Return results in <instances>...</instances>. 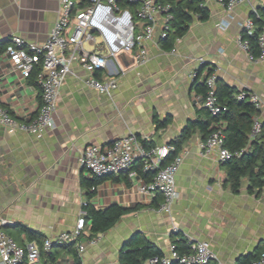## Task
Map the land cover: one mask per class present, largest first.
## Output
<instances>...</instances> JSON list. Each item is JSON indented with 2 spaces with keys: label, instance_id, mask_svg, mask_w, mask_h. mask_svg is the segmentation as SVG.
I'll return each instance as SVG.
<instances>
[{
  "label": "crops",
  "instance_id": "crops-1",
  "mask_svg": "<svg viewBox=\"0 0 264 264\" xmlns=\"http://www.w3.org/2000/svg\"><path fill=\"white\" fill-rule=\"evenodd\" d=\"M201 3L208 10V19H194L171 50L161 49L156 32L144 44L145 64L136 65L124 54L117 61L109 59L106 68L93 74L98 80L116 78L117 89L111 96L88 89L84 85L86 71L73 63L60 90L54 129L31 135L10 132L0 124V216L13 223L7 233L13 232L23 246L29 242L14 230L17 225L45 239L77 225L87 203L80 180L93 178L78 164L86 146L110 145L129 135L146 142V149L180 140L187 123L194 121L202 108V96L190 77L192 71L200 69L196 79L201 82L211 69L217 81L239 92H253L264 103V63L251 62L237 44L240 25L264 0H247L232 11L212 0ZM58 11L55 0H0V108L18 121L37 114L41 90L14 70L3 55L5 43L13 35L42 43ZM198 58L205 65L199 66ZM166 117L170 118L167 126L157 129L154 118L163 121ZM259 119L264 123V111ZM201 141L202 135L196 131L180 143L177 154L182 155V163L175 176L178 198L169 214L159 212V195L140 190L145 183L135 168L142 171L140 162L131 168L134 177L126 173L105 177L91 188L94 194L89 204L94 209L118 205L127 213L93 238H89L90 223L84 224L80 243L85 249L77 253L81 264H119L120 251L134 248L143 239L164 255L179 234L188 241L208 242L216 264H235L241 256L264 252V189L258 196L251 194L243 179L239 193L232 194L225 186V166L215 153L208 157L199 154ZM31 243L40 249L39 264H73L66 250L48 262L43 245Z\"/></svg>",
  "mask_w": 264,
  "mask_h": 264
},
{
  "label": "built area",
  "instance_id": "built-area-1",
  "mask_svg": "<svg viewBox=\"0 0 264 264\" xmlns=\"http://www.w3.org/2000/svg\"><path fill=\"white\" fill-rule=\"evenodd\" d=\"M55 1L59 4L58 16L45 41L29 43L22 37L13 35L5 46L3 55L14 70L23 79H28L35 72L36 82L41 90V105L37 114L27 121H18L6 109L0 108V124L10 132L36 135L54 129V113L60 90L71 74L73 63L80 64L86 71L84 85L88 89L111 96L117 89L116 78L98 80L93 74L106 68L109 59L117 61L121 54L130 55L136 65L145 64L147 50L144 44L151 41L156 32L159 34V41L164 39L172 19L171 5L164 0H85L84 4L78 0ZM212 1L224 6L227 11H232L247 0ZM124 3L132 4L133 12L124 7ZM199 7L204 5L200 3ZM263 31L264 25L257 38L260 53L255 58L249 53L246 39L255 33L253 21L248 18L240 25L237 44L251 62L264 63ZM85 46L91 47V50ZM197 62L199 66L205 65L202 58H198ZM197 75V70L190 73L192 79ZM216 80L213 72H205L202 77L206 94L202 97L201 105L212 116H217L222 111L215 96ZM235 99L250 102L259 113L264 111L263 101L253 92L240 91ZM224 125L222 120L214 122V130L198 144V152L202 157L215 153L221 164L242 154V151H231L224 146ZM261 125L258 115L254 118L252 136L259 133ZM173 152L174 146L171 144L146 149L135 135H129L113 141L110 145L86 146L79 155L78 164L88 176L105 178L123 173L134 177L136 173L131 168L135 162H140L142 171L152 174L148 182L140 185V190L151 196L159 195L162 199L159 212L169 214L178 198L175 176L182 163L181 154L166 161ZM84 215L82 213L72 230L45 239L43 250L50 251L54 246L73 242L76 244L77 253L82 254L85 247L80 239L85 235ZM5 226H13V223L0 216V264H39L40 249L33 243L19 246L5 231ZM89 242L93 243L92 240ZM189 245V251L183 254L170 245L166 254L148 259L143 264H210L215 260V254L208 242L189 241ZM251 264H264V252Z\"/></svg>",
  "mask_w": 264,
  "mask_h": 264
},
{
  "label": "trees",
  "instance_id": "trees-1",
  "mask_svg": "<svg viewBox=\"0 0 264 264\" xmlns=\"http://www.w3.org/2000/svg\"><path fill=\"white\" fill-rule=\"evenodd\" d=\"M171 5L170 14L172 19L169 25V31L164 39L160 40V47L164 51H169L173 48L176 40L183 38L189 30L190 24L194 19L198 21H206L208 19V10L204 7H199L201 0H164ZM124 7L133 12V5L130 3H124ZM249 18L253 21L255 26V33L252 36L246 37L249 43V53L253 57L259 56V47L257 43L258 35L262 31L264 25V5L257 8L250 13ZM8 40L5 44H7ZM212 70L209 69L208 73ZM197 74H200V69L197 70ZM197 75V76H198ZM35 72L31 73L28 77L30 83L38 86L35 78ZM197 78V77H196ZM194 79L193 87L197 93L204 97L206 94V86L203 81L198 82ZM239 93L234 88H231L216 80L215 83V96L217 102L221 107V113L217 116H212L205 108H201L197 111V117L194 121L187 123L183 129L180 140L173 141L174 152L171 153L166 161L171 160L180 149V143L182 140L188 138L192 133L199 132L202 135V140H205L207 136L214 130L213 123L222 120L225 122L222 128V134L224 136V146L231 151H242V154L233 158L223 165L226 170L225 186L229 188L232 194H238L243 179L248 182V192L258 196L264 189V123H262L259 133L252 136V126L254 118L259 115V112L255 107L247 101H237L235 95ZM170 121L169 117L165 120L159 121L154 118V123L157 129H162L167 126ZM146 145V142H143ZM136 163V162H135ZM134 163V165H135ZM139 176L148 182L151 179L152 174L149 172L141 171L140 167H135ZM104 178H81V186L86 190L87 203L83 206L85 215L83 216L84 223H90L89 225V238H93L98 234L105 233L111 229L126 213L127 210L118 206L112 205L104 210H96L89 204V199L94 194V191H90L91 188H95L96 185ZM15 231L22 232L26 236V241L31 243L35 242L38 246L42 247L45 237L29 228L17 225L14 227ZM7 232V230L5 229ZM18 245L23 246L18 242L17 236L10 232L8 233ZM75 243H67L62 246H57L59 249L43 252V257L48 262H53L56 259V255L61 250H66L72 256L73 264H81V260L75 249ZM179 253H187L190 249L189 241L182 235H177L171 241ZM260 253H252L245 256H241L235 264H251L257 260ZM42 255V253H41ZM162 252L157 249L152 243L143 239L139 245L132 249H122L119 253V264H143L148 259L156 256H161ZM210 264L213 263V261Z\"/></svg>",
  "mask_w": 264,
  "mask_h": 264
},
{
  "label": "water",
  "instance_id": "water-1",
  "mask_svg": "<svg viewBox=\"0 0 264 264\" xmlns=\"http://www.w3.org/2000/svg\"><path fill=\"white\" fill-rule=\"evenodd\" d=\"M121 56H124V54H121ZM8 227H10V226H5V229L8 228Z\"/></svg>",
  "mask_w": 264,
  "mask_h": 264
},
{
  "label": "rangeland",
  "instance_id": "rangeland-1",
  "mask_svg": "<svg viewBox=\"0 0 264 264\" xmlns=\"http://www.w3.org/2000/svg\"><path fill=\"white\" fill-rule=\"evenodd\" d=\"M85 47H86L87 49H89V48H88V46H85ZM84 172L87 174V172H86V171H84Z\"/></svg>",
  "mask_w": 264,
  "mask_h": 264
}]
</instances>
